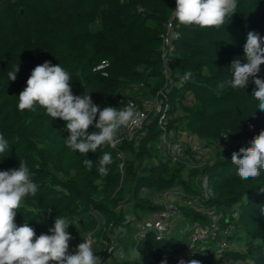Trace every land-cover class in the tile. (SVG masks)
Masks as SVG:
<instances>
[{"label":"trees","instance_id":"obj_1","mask_svg":"<svg viewBox=\"0 0 264 264\" xmlns=\"http://www.w3.org/2000/svg\"><path fill=\"white\" fill-rule=\"evenodd\" d=\"M175 7L176 0H0V133L9 142L0 154V171L24 161L38 184L37 194L16 210L15 222H28L39 236L51 234L56 216L66 218L73 237L69 252L91 236L102 264H137L134 249L142 264H161L165 258L167 264L180 259L264 264V171L244 180L231 163L232 153L250 146L264 130V112L252 96V78L244 89L218 87L232 78L234 59L246 63L247 33L264 38V0H239L237 12L218 29L169 22ZM169 26L174 32L164 60ZM45 61L65 68L73 94L90 92L101 110L123 109L128 102L145 108L143 103L154 99L160 110H148L131 140L121 127L116 148L102 146L87 155L73 152L65 145L66 122L53 120L39 105L35 111L17 107L32 70ZM103 62L107 65L97 69ZM16 63L20 71L11 81L8 72ZM189 70L192 77L181 83ZM258 76L264 79V65ZM95 130L94 125L88 129ZM183 131L212 149L211 159L192 160L194 150L183 143L184 156L175 160L162 137L172 142ZM106 152L112 163L103 177L97 159ZM85 159L93 160L91 171ZM205 176L213 193L209 198L203 196ZM171 190L182 192L179 199H170L180 205L182 219L163 239L150 231L136 242L138 224L163 208L161 197ZM188 199L199 206L184 204ZM200 206L221 214V233L191 248L189 234L179 230L184 222L211 226ZM224 236L232 247L218 251L213 243ZM235 242L240 244L236 249Z\"/></svg>","mask_w":264,"mask_h":264},{"label":"clouds","instance_id":"obj_2","mask_svg":"<svg viewBox=\"0 0 264 264\" xmlns=\"http://www.w3.org/2000/svg\"><path fill=\"white\" fill-rule=\"evenodd\" d=\"M239 0H176V7L169 22L175 20L185 26L200 28H220L227 17L237 12ZM264 38L255 31H249L243 46L246 63L234 59L230 65L232 78L219 83L226 87L245 88L252 78L255 89L252 96L258 101V110L264 112V79L259 78L260 66L264 65ZM20 71L18 64L8 72V79L15 81ZM191 70L181 77V83L192 77ZM71 76L60 64L50 61L37 65L31 72L26 87L19 93L18 110L35 111L37 105L44 108L46 114L66 122L65 131L69 134L65 145L73 152L88 154L97 152L102 146L116 148L120 142L117 136L121 127L137 123L141 113L133 105L123 109L100 106L92 100L90 92L74 95L71 88ZM98 116V119H97ZM95 131L89 132L90 126ZM253 127L250 125V128ZM227 138V137H226ZM9 149V142L0 133V154ZM101 176L109 175L112 163L110 153H104L97 159ZM237 175L244 180L256 178L264 171V130L255 136L248 147H241L231 156ZM91 171L93 160L83 161ZM38 184L33 182L32 174L26 162L20 161L18 168L0 171V264H102L100 256L94 253L92 241L84 239L74 252H69V241L73 239L67 231L71 225L66 218L56 216L54 226L48 229L51 234L36 235L28 222L17 225L16 214L22 202L29 196H35ZM264 192V187L260 188ZM52 209H48L51 214ZM264 215V208L260 209ZM161 264H167L166 258ZM178 264H201V261L180 259Z\"/></svg>","mask_w":264,"mask_h":264},{"label":"built area","instance_id":"obj_3","mask_svg":"<svg viewBox=\"0 0 264 264\" xmlns=\"http://www.w3.org/2000/svg\"><path fill=\"white\" fill-rule=\"evenodd\" d=\"M173 28L171 26L168 27V31L166 35L163 38V46H162V58L166 60L167 53L170 50L171 46V38L173 37ZM106 62H103L97 69H102L106 66ZM133 105L134 110L139 111L142 115L140 117L139 122L137 123H130L127 127H123L125 135L128 139L135 138L137 132L142 128L145 120L148 116V110L150 108H154L156 111L160 110V106L157 102V99H154L153 101L147 100L143 103V106L145 108H137L132 102H128L126 106ZM124 107V108H125ZM161 126L164 131H166L165 126L166 123L161 121ZM164 143L166 146L171 150L173 158L176 160L178 158H181L184 156V146L183 142L181 141L180 137L178 136V139L173 140L172 142L168 141L166 136L164 135L162 137ZM194 155L191 158L192 160H201L204 156L203 150L198 147L194 148ZM119 157L124 161V154H120ZM124 163H121V168L123 167ZM202 188H203V196L205 198H209L213 195L212 189L210 186V181L207 176H205L202 180ZM182 196L181 191H168L165 192L160 200V203L163 205V208L158 211L157 213H154L152 215L147 216L143 221H141L137 226V233L134 237L136 242H139L142 238H145L146 235L153 231L156 234V238L158 240H161L164 238L166 234H168L172 228L173 224L176 221H179L182 219V211L179 204L170 202V199L172 198H180ZM184 204L189 206H199L196 205V202H194L193 199H188L184 201ZM200 212L204 215H206L209 219H211L212 223L210 227H204L200 223H191V222H184L182 227L180 228L179 232L184 234H189V239L191 241V248L195 246L196 243L207 240L210 237L216 236L218 233H221V229L219 227L218 221L222 217L221 214H218L217 211L214 208H201L199 207ZM231 229L224 230V235H228L231 233ZM87 239L92 241L91 236H89ZM232 247V243L228 241L227 237H223L219 239L217 244V250L222 251L225 249H230ZM113 247L110 248L109 252H111ZM75 251V250H74ZM133 256L137 259V264H142V261L140 260V254L137 249H134Z\"/></svg>","mask_w":264,"mask_h":264},{"label":"rangeland","instance_id":"obj_4","mask_svg":"<svg viewBox=\"0 0 264 264\" xmlns=\"http://www.w3.org/2000/svg\"><path fill=\"white\" fill-rule=\"evenodd\" d=\"M179 137L181 139V141L185 144V146H190L192 149L194 148H198L200 147L203 152H204V158L207 159H211L212 155H213V151L212 149L206 148L202 141L200 139H198L196 136H193L192 134L183 131L179 134ZM233 146L235 147L236 144H233ZM218 242H214L213 245L214 247H217ZM240 246V244L238 242H235L233 244V248L236 249Z\"/></svg>","mask_w":264,"mask_h":264}]
</instances>
